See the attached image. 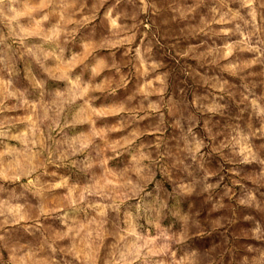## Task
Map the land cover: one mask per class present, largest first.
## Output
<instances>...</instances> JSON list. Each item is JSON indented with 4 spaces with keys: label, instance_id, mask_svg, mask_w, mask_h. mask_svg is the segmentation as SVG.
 <instances>
[{
    "label": "rangeland",
    "instance_id": "obj_1",
    "mask_svg": "<svg viewBox=\"0 0 264 264\" xmlns=\"http://www.w3.org/2000/svg\"><path fill=\"white\" fill-rule=\"evenodd\" d=\"M248 12L0 4V264H128L149 241L134 264H264V7Z\"/></svg>",
    "mask_w": 264,
    "mask_h": 264
},
{
    "label": "clouds",
    "instance_id": "obj_2",
    "mask_svg": "<svg viewBox=\"0 0 264 264\" xmlns=\"http://www.w3.org/2000/svg\"><path fill=\"white\" fill-rule=\"evenodd\" d=\"M4 0H0V4H3ZM243 4L244 6L249 9L248 15L251 16L252 21L254 22L256 20L257 17V8L258 7H264V5H260L259 0H243ZM4 135V133H0V136ZM88 144H84L82 145L81 149H74L73 152L71 153L72 155L77 154V152L82 151L84 148H87ZM5 155V153L0 152V157H3ZM64 155L65 154H61V162L64 159ZM29 163H31V161H29ZM75 161L73 162V164L75 165ZM86 168H91L92 164L91 162L86 161L85 165ZM23 174V173H21ZM10 177L6 174V172L0 168V179H9ZM20 178V174L17 175H13L11 177V179H19ZM56 187H59V185H56ZM20 205H16L15 208H10L8 209V211L12 212L13 214L18 215L20 212ZM0 215H4V211H3V203L0 202ZM24 216L23 215H19V220H23ZM18 222V221H16ZM92 233L89 232L88 236L91 237ZM129 236L135 237L137 241H139L141 239V237L138 235V233L136 232V230L133 228L129 233ZM0 240H3V236H0ZM148 243H152V241L147 242L144 245H139L138 243H132L131 246L129 247L128 250V254L132 255L134 260H139L141 259V255H140V251H141V247H147ZM149 255H156L155 251L149 250ZM134 260L133 261H129L128 264H134ZM158 264H164L163 260H160L158 262Z\"/></svg>",
    "mask_w": 264,
    "mask_h": 264
}]
</instances>
